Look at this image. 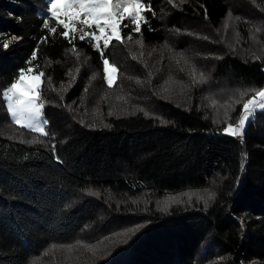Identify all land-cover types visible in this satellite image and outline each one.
Here are the masks:
<instances>
[{
	"label": "trees",
	"instance_id": "16d2710c",
	"mask_svg": "<svg viewBox=\"0 0 264 264\" xmlns=\"http://www.w3.org/2000/svg\"><path fill=\"white\" fill-rule=\"evenodd\" d=\"M145 2L141 32L124 19L104 53L109 88L87 37L43 27L49 0H0V41L20 38L0 46V90L36 50L48 121L25 130L0 104V264H264V109L241 139L224 131L264 90V0ZM169 69L181 87L168 93Z\"/></svg>",
	"mask_w": 264,
	"mask_h": 264
},
{
	"label": "snow or ice",
	"instance_id": "6c2138e0",
	"mask_svg": "<svg viewBox=\"0 0 264 264\" xmlns=\"http://www.w3.org/2000/svg\"><path fill=\"white\" fill-rule=\"evenodd\" d=\"M171 4L172 0H168ZM183 2V0H181ZM62 9V12H61ZM150 10L146 6L145 0H49V4L46 6V12L50 16H46L43 21V27L48 29V32L55 34L57 27L62 26L64 31L59 35L69 40L70 33L72 38H75V34L79 32V39L84 42L87 37V42L100 53V57L103 63V78L107 83V86L111 88L116 80L115 74L118 69L116 66L111 65L108 58L104 53L109 48L110 42L115 39L116 41L123 42L121 24L125 17H128V23L123 24V27H129L133 33L141 32L140 21L146 20L143 16V12ZM63 16V19L61 18ZM56 21V27H49V20ZM79 25V27H78ZM94 30L86 31L85 29ZM121 29V30H118ZM20 39L19 37L12 36L6 42L0 41V46L4 49H8L13 41ZM42 41L47 42L48 36L42 37ZM127 39H132L129 35ZM93 41L95 43H93ZM101 41L103 46L101 47ZM137 44L142 45V40L137 39ZM75 50V49H73ZM135 59V57H133ZM37 60L36 50L33 51L30 59L26 61V68L17 70V75L14 77L13 82L7 86L6 89L0 90V104L6 103V110L10 114V120L21 127L28 128L36 131H43V128L47 125L48 121L42 117L41 109L44 107V103L41 100V78L44 77L43 71L36 72L35 69L38 65H34L33 61ZM31 74L34 80V85L29 86L25 83L27 75ZM204 77L201 75V80ZM139 84L140 81L137 80ZM87 91V89H85ZM25 93H28L31 98H28ZM260 101H264V90L256 92L255 97L249 99L243 104L242 115L239 119V124L235 127L229 125L224 129L226 134L233 136L243 135V129L245 123L250 116L253 115L254 109L250 106L256 104V98ZM63 99V97H61ZM261 109H264V103L259 104ZM143 111V109H138ZM147 115V113H145ZM107 126V125H106ZM46 134V133H45ZM24 141H21L23 143ZM35 141H29L34 143ZM53 152H55V145H53ZM59 163V157H56ZM241 170H243V163L241 164ZM238 186V185H237ZM192 195H196L198 199H204L198 193L188 194L189 200ZM214 199V194L209 193L205 200V206L209 200ZM179 197H173L164 202V208L167 210L170 203H180Z\"/></svg>",
	"mask_w": 264,
	"mask_h": 264
},
{
	"label": "rangeland",
	"instance_id": "374dc122",
	"mask_svg": "<svg viewBox=\"0 0 264 264\" xmlns=\"http://www.w3.org/2000/svg\"><path fill=\"white\" fill-rule=\"evenodd\" d=\"M61 12H62V9H61ZM239 12L241 13L242 11H239V8H237V7H233L232 8V11H231V13L233 14V15H235V16H237L238 14H239ZM232 15L230 14L229 15V17H231ZM61 18L63 19V16L61 15ZM125 19H128V17L126 16L125 17ZM230 31V29H228V27H227V25H225V24H223V26L220 28V31H219V33H218V37H220L221 39H225L227 42L228 41H231L232 40V34L229 32ZM215 37H217V34L215 35ZM194 39H197L199 42V44L200 45H202V46H205V45H207V43L208 42H211L210 40H212V38H213V36L211 35V34H197V35H195L194 37H193ZM114 40V39H113ZM196 41V40H195ZM101 45H103V41H101ZM150 50H152L153 52H158L157 50H156V48H150ZM111 65H113L112 63H110ZM190 70H189V74L187 75L188 77H190V78H192V76H193V74H194V71H198L197 69V66L195 65H193V64H190ZM167 77H165V78H162V77H160L159 79H158V84H163V87L165 88V91L166 92H171L173 89H178L179 90V88L181 87V83L180 82H177L176 80H175V77H174V73H173V71L171 70V69H169L168 71H167ZM201 75H203L202 74V72H198L197 73V77L198 78H201ZM115 76H116V74H115ZM204 77V76H203ZM25 83L27 84V85H29V86H33L34 85V80L32 79V75L31 74H29V75H27L26 76V78H25ZM175 84V85H174ZM182 89V88H181ZM180 89V90H181ZM25 95L28 97V98H31V96L28 94V93H25ZM216 102V101H215ZM261 103H264V101H260L259 100V98L257 97L256 98V104L255 105H253V106H250L251 108H253L254 109V111H256V110H260L261 108L259 107V104H261ZM41 113H42V110H41ZM8 116L10 117V114L8 113ZM15 123V122H14ZM17 125V124H16ZM17 126H19V127H21L20 125H17ZM237 126V125H236ZM235 127V126H234ZM22 128H24V127H22ZM25 130H29V131H32V132H35V133H38V134H44V132H45V128H43V131L41 132V131H36V130H31V129H28V128H24ZM194 193H198L200 196H203L204 198H206L207 197V195H208V193H206V192H203V193H200V192H194ZM189 194H191V193H189ZM187 198L189 199V196L187 195ZM192 200H195V201H198V200H200V199H198L197 198V196L196 195H192V198H191ZM165 200L166 199H162V200H160V201H157L156 202V204L158 203V205H162V202H163V204H164V202H165ZM203 200V199H202ZM35 261H39V259H36V260H34V262Z\"/></svg>",
	"mask_w": 264,
	"mask_h": 264
},
{
	"label": "built area",
	"instance_id": "2783aa9c",
	"mask_svg": "<svg viewBox=\"0 0 264 264\" xmlns=\"http://www.w3.org/2000/svg\"><path fill=\"white\" fill-rule=\"evenodd\" d=\"M243 136V135H242ZM235 138H237V139H241L242 137H240V136H234Z\"/></svg>",
	"mask_w": 264,
	"mask_h": 264
}]
</instances>
